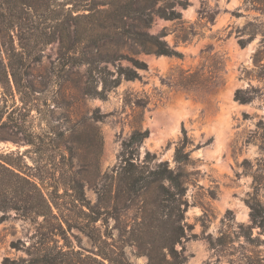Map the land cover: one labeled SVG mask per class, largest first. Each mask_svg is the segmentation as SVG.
<instances>
[{"label":"rangeland","instance_id":"obj_1","mask_svg":"<svg viewBox=\"0 0 264 264\" xmlns=\"http://www.w3.org/2000/svg\"><path fill=\"white\" fill-rule=\"evenodd\" d=\"M182 1L184 7L175 6L181 22L151 15L144 29L162 35L182 58L134 54L128 43L117 55L147 65L133 81L117 74L118 67L133 69L129 61H101L99 54L116 53L109 41L96 48L83 42L65 53L55 40L37 61L14 57L11 70L7 49L20 52L23 45L17 29L8 36L0 28V164L39 189L65 230L36 236L35 223L21 212H0V264L26 257L24 247L43 238L73 251L71 259L96 253L81 229L85 213L100 187L116 179L122 143L134 130L148 133L140 160L150 152L172 169L174 150L186 137L191 162L181 173L191 231L176 246L184 247L186 264H264V223L250 217L251 204L264 216V0ZM249 36L241 47L238 40ZM217 60L223 72L215 90L178 89L182 73L201 70L206 77ZM238 90L251 100L237 101ZM137 217L136 209H110L87 225L107 242L103 248L121 250L129 264H146L137 246L155 250L162 243L153 230L132 231ZM18 242L16 251L10 244Z\"/></svg>","mask_w":264,"mask_h":264},{"label":"trees","instance_id":"obj_2","mask_svg":"<svg viewBox=\"0 0 264 264\" xmlns=\"http://www.w3.org/2000/svg\"><path fill=\"white\" fill-rule=\"evenodd\" d=\"M185 6L182 0H0V28L2 35L9 36L14 29L19 31L18 41L22 43L20 52L15 48L7 49L9 68L14 69L12 59L25 54L29 61H37L42 48L58 40L63 52L72 51L78 44L87 43L96 48L99 43L114 42L116 53L100 56L101 61L111 63L114 60H127L133 69L118 67V77L126 81L139 79L137 71L147 70V65L139 60L118 54L128 43L134 54L144 53L155 56L182 58L181 53L168 46L162 35H150L144 31L150 23L151 15L161 19L181 22V13L175 6ZM264 13V10H263ZM127 21L129 22L127 24ZM240 39L241 47L252 39ZM183 42L187 39L182 38ZM23 52V53H22ZM21 65H24L20 60ZM223 72L222 62L217 60L206 77L200 71L182 73L176 83L178 89L190 92H210L220 84ZM106 88L104 84L103 89ZM240 103L251 100L243 96L242 91L235 93ZM147 131L134 130L130 137L122 143L120 165L113 183L101 186L97 193V202L88 207L87 224H96L105 211L126 213L136 209L137 219L132 231L136 235L143 231H155L162 243L160 248L139 251L147 257L146 264H186L184 247L179 250L177 245L188 239L191 231L185 222L184 214L188 204L185 200L183 167L191 162L190 153L185 151L186 137L176 146L173 153L175 169L170 168L167 161H157L155 154L146 152L143 159L139 158V148ZM31 144V143H30ZM9 165V164H8ZM0 176L10 182L0 181V212L15 210L22 217L35 223V235H63L62 223L52 212L50 202L39 189L26 178L21 177L12 166L0 164ZM12 180H15L13 183ZM15 183H20L16 187ZM111 190H114L111 196ZM33 194V195H32ZM110 198V200H109ZM118 198H125L118 202ZM119 205V207H118ZM251 221L261 226L264 216L253 204L250 205ZM41 218V221H37ZM117 218V216H116ZM83 225L82 230L91 238L96 253L82 258L71 259L74 252L59 246H50L47 238L39 239L35 244L24 247L26 257L17 259L5 258L3 264H129L121 250L112 251L102 245L107 244L102 235ZM128 234H131L129 232ZM127 236L126 238H128ZM18 243H11V248L21 250ZM69 248V247H68ZM73 254V255H70ZM70 256V257H68ZM83 259V260H82Z\"/></svg>","mask_w":264,"mask_h":264}]
</instances>
